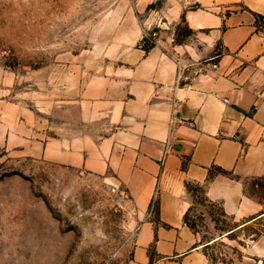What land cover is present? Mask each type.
<instances>
[{
    "label": "crops",
    "instance_id": "1",
    "mask_svg": "<svg viewBox=\"0 0 264 264\" xmlns=\"http://www.w3.org/2000/svg\"><path fill=\"white\" fill-rule=\"evenodd\" d=\"M179 20L190 35L175 44ZM149 28L159 29L149 49L121 44L116 64L84 74L85 119L36 141V153L126 192L136 229L125 264H230L211 261L186 224L187 185L206 184L236 213L242 180L264 177V0H161L130 44ZM28 125L27 112L0 117L19 145ZM248 250L244 264H264V245Z\"/></svg>",
    "mask_w": 264,
    "mask_h": 264
},
{
    "label": "rangeland",
    "instance_id": "2",
    "mask_svg": "<svg viewBox=\"0 0 264 264\" xmlns=\"http://www.w3.org/2000/svg\"><path fill=\"white\" fill-rule=\"evenodd\" d=\"M160 4L0 0V117L27 112L29 121L26 146L0 130V264L126 263L136 229L126 192L106 176L43 159L36 141L83 122L77 92L86 72L116 64L121 44L152 46L157 28L130 42ZM174 30L175 44L190 35L180 20ZM242 181L236 213L210 199L206 184L187 185L185 222L211 261L244 264L249 246L264 245V177L259 187Z\"/></svg>",
    "mask_w": 264,
    "mask_h": 264
},
{
    "label": "built area",
    "instance_id": "3",
    "mask_svg": "<svg viewBox=\"0 0 264 264\" xmlns=\"http://www.w3.org/2000/svg\"><path fill=\"white\" fill-rule=\"evenodd\" d=\"M153 35H155V33L153 32Z\"/></svg>",
    "mask_w": 264,
    "mask_h": 264
},
{
    "label": "trees",
    "instance_id": "4",
    "mask_svg": "<svg viewBox=\"0 0 264 264\" xmlns=\"http://www.w3.org/2000/svg\"><path fill=\"white\" fill-rule=\"evenodd\" d=\"M258 219V218H257ZM257 219H255V220H257Z\"/></svg>",
    "mask_w": 264,
    "mask_h": 264
}]
</instances>
